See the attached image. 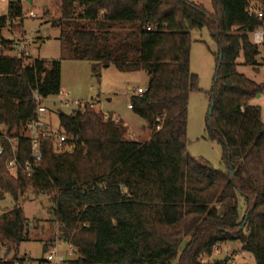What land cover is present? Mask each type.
Segmentation results:
<instances>
[{"label":"trees","instance_id":"obj_1","mask_svg":"<svg viewBox=\"0 0 264 264\" xmlns=\"http://www.w3.org/2000/svg\"><path fill=\"white\" fill-rule=\"evenodd\" d=\"M211 3L208 12L186 0H59L51 24L68 58L146 72L145 91L129 103L149 137L127 138L122 121L89 106L69 113L57 107L59 131L79 137L73 149L57 152L42 140L31 176L11 174L8 154H0V188L15 203L0 215V244L17 253L27 239L18 201L31 189L53 203L60 239L76 255L67 264H234L203 260L229 242H238L252 264H264V124L261 107L251 103L264 84L237 68L240 57L244 65L260 64L251 36L264 26V0ZM18 18L21 1L8 0L0 34ZM204 27L217 45L206 133L221 145L225 171L187 150L189 95L200 91L189 67L190 32ZM13 44L0 36V124L18 136L36 108L33 93L59 94L61 67L59 60L25 64L11 54ZM18 146L27 158L29 141L20 137Z\"/></svg>","mask_w":264,"mask_h":264},{"label":"rangeland","instance_id":"obj_2","mask_svg":"<svg viewBox=\"0 0 264 264\" xmlns=\"http://www.w3.org/2000/svg\"><path fill=\"white\" fill-rule=\"evenodd\" d=\"M190 3L203 6L208 12H212L211 0H186ZM22 18L11 21L1 30L0 36L6 40L19 39L24 34H29L31 42L28 44L29 61L36 59L59 60L61 67V89L68 92L69 97L80 101H96L93 109L101 111L113 118H122L126 123V137L143 141L148 139L149 131H142L145 121L135 115L128 108L130 96L137 90L147 86L148 76L144 71L120 72L114 64L101 67H92L91 63L84 60H74L66 56L59 40L60 29L51 24L59 17V0H22ZM8 10V0H0V15H5ZM29 11L36 14L35 18L29 16ZM264 35V26L259 28ZM190 72L196 74L199 80V92H192L188 100L187 119V150L194 157H202L208 160L214 168L225 171L226 167L221 161L222 147L213 140L207 138L206 120L209 110V98L214 81V69L216 63L217 45L211 38L207 29H194L190 32ZM14 38V39H13ZM259 54L257 66L242 64V58L237 60L238 71L248 78L264 84V43L258 45ZM129 88H132L129 90ZM60 97L51 96L45 99L48 107V119L53 127L59 130L58 118L55 113L57 107H61L57 101ZM53 101L57 106H53ZM252 104L261 107V120L264 124V91L256 96ZM61 109L69 113L74 108ZM11 194L4 188H0V215L8 212L14 206ZM241 204V201H240ZM18 206L21 207L24 216L29 221L27 239L19 245V254L28 253L33 259L43 254L44 243L59 239L58 251L66 260H74V252L69 253L68 245L57 234L58 226L53 216V203L44 194H35L31 189L19 198ZM230 243V242H229ZM223 244L218 252L210 257H203L204 261H211L228 257L234 264L254 263L253 258L241 250L238 242ZM171 264H176L173 261Z\"/></svg>","mask_w":264,"mask_h":264},{"label":"built area","instance_id":"obj_3","mask_svg":"<svg viewBox=\"0 0 264 264\" xmlns=\"http://www.w3.org/2000/svg\"><path fill=\"white\" fill-rule=\"evenodd\" d=\"M259 15H261L259 13ZM29 16L35 18L36 14L29 11ZM253 39L255 43L261 42L262 37L257 31L253 32ZM31 42V37L29 34H24L19 39L14 40L13 51L11 54L19 59H21L25 64L29 63V51L28 44ZM145 91V88L137 90L134 95H140ZM60 97L57 101L59 105L63 108H84L89 106L94 108L97 106V102L92 101H80L77 99H72L69 97L68 92L60 90L59 94L56 95ZM33 99L36 104V108L33 112L32 117L23 125H21L18 136H11L7 133L3 125L0 124V154L7 153L6 167L8 171L13 175H23L31 176L34 174L41 162V149L40 144L42 140H49L55 151H65L71 150L75 147L79 140L78 135L66 134L59 130H53L49 119H48V108L45 105V99L38 95V93H33ZM128 108H131V104H128ZM108 117L107 115H105ZM114 121L120 119L113 118ZM23 137L29 141L30 144V154L27 158L20 157V150L18 146L19 138ZM58 234V230H57ZM58 238L52 240L47 246L46 251L37 258L33 259L28 253L19 254L14 253V251L9 249L7 244H0V261L5 262L10 260L14 254V264H67L63 255L58 251ZM68 245L69 253L74 252L71 245ZM223 244H216L214 246V252H218Z\"/></svg>","mask_w":264,"mask_h":264},{"label":"crops","instance_id":"obj_4","mask_svg":"<svg viewBox=\"0 0 264 264\" xmlns=\"http://www.w3.org/2000/svg\"><path fill=\"white\" fill-rule=\"evenodd\" d=\"M21 2H22V0H20ZM255 31H257L259 34H261V37H262V41L261 42H256L258 45L260 44V43H264V35H263V32L260 30V29H257V30H255ZM251 38H252V40H253V42H255V40L253 39V35L251 36ZM14 39V38H13ZM130 89H132V88H129V90ZM62 90V89H61ZM62 91H64V90H62ZM258 96V95H257ZM119 119L120 120H122V118H120L119 117ZM125 125H126V123H124ZM127 126V125H126ZM128 127V126H127ZM241 201V208H242V211H243V203H242V200H240ZM228 244V243H227ZM230 244V243H229ZM249 263V262H248ZM236 264H244V263H236ZM250 264V263H249Z\"/></svg>","mask_w":264,"mask_h":264},{"label":"water","instance_id":"obj_5","mask_svg":"<svg viewBox=\"0 0 264 264\" xmlns=\"http://www.w3.org/2000/svg\"><path fill=\"white\" fill-rule=\"evenodd\" d=\"M29 1L31 2V0H29ZM105 66H107V65H105ZM212 106H213V99H212V101H211L210 108H209V110H208V116L211 115V112H212ZM230 171H231V169H230ZM231 174H232V172H231Z\"/></svg>","mask_w":264,"mask_h":264}]
</instances>
